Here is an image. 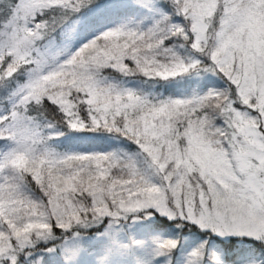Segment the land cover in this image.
I'll list each match as a JSON object with an SVG mask.
<instances>
[{
	"label": "snow or ice",
	"instance_id": "6c2138e0",
	"mask_svg": "<svg viewBox=\"0 0 264 264\" xmlns=\"http://www.w3.org/2000/svg\"><path fill=\"white\" fill-rule=\"evenodd\" d=\"M0 264H264V0H0Z\"/></svg>",
	"mask_w": 264,
	"mask_h": 264
}]
</instances>
